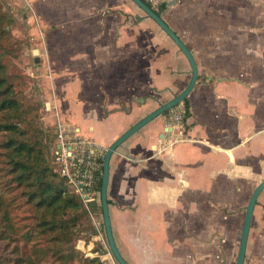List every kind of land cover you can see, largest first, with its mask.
<instances>
[{"label":"crops","instance_id":"obj_1","mask_svg":"<svg viewBox=\"0 0 264 264\" xmlns=\"http://www.w3.org/2000/svg\"><path fill=\"white\" fill-rule=\"evenodd\" d=\"M3 2L16 14L29 10L36 22L29 33L41 85L46 97L53 91L61 120L105 149L190 80L183 52L131 0ZM161 5L156 10L191 51L198 78L183 101V141L171 142L163 114L113 152L107 187L113 238L129 264H235L244 208L264 178V0ZM247 9L255 12L253 22H246ZM45 115L53 129V116ZM261 192L243 264H264ZM78 229V249L99 259L103 244L88 217Z\"/></svg>","mask_w":264,"mask_h":264},{"label":"trees","instance_id":"obj_2","mask_svg":"<svg viewBox=\"0 0 264 264\" xmlns=\"http://www.w3.org/2000/svg\"><path fill=\"white\" fill-rule=\"evenodd\" d=\"M11 24L0 0V264H103L84 257L78 242L69 244L87 214L52 166L46 149L53 129H43L39 106L24 93L22 72L11 59ZM101 172L102 159L98 191ZM96 208L102 220L100 198ZM101 227L104 232L102 221Z\"/></svg>","mask_w":264,"mask_h":264},{"label":"built area","instance_id":"obj_3","mask_svg":"<svg viewBox=\"0 0 264 264\" xmlns=\"http://www.w3.org/2000/svg\"><path fill=\"white\" fill-rule=\"evenodd\" d=\"M143 1L154 10L158 9L164 2V0ZM39 30L38 36L42 40V33ZM33 74L36 77V73L31 71L30 75ZM50 97H44L42 110L44 113L51 114L54 118L53 135L55 142L51 154L52 164L56 166L54 170L64 178L66 184L78 196L94 228L97 240L102 242L103 249L102 253L98 255L99 259L104 264L107 261L115 264L104 238L101 222H99L95 213L100 198L97 183L105 148L92 138L80 135L78 129L76 130L71 124L61 120L53 91H51ZM186 112L187 108L184 102L177 103L165 112V125L170 127L172 132L171 142H179L185 139Z\"/></svg>","mask_w":264,"mask_h":264},{"label":"water","instance_id":"obj_4","mask_svg":"<svg viewBox=\"0 0 264 264\" xmlns=\"http://www.w3.org/2000/svg\"><path fill=\"white\" fill-rule=\"evenodd\" d=\"M137 7H139L149 18H151L157 25L163 30L177 45V47L183 52L191 66V77L187 86L177 95L173 96L171 99L160 104L154 110L143 116L133 125H131L125 132H123L118 138H116L106 149L102 158V172L100 176V206L102 214V223L104 227L105 237L109 250L117 264H129L119 252L111 229L108 200H107V187L109 181V164L113 152L120 146L128 137L133 133L138 131L140 128L154 120L156 117L165 114V112L176 105L179 102H183L190 90L193 88L194 84L197 81V66L194 60V57L189 50V48L184 44V42L179 38V36L169 27V25L162 19L156 10L151 8L143 0H131ZM34 55V62L39 63V51L37 48L32 50ZM264 190V178H262L257 185L253 188L249 199L245 206L244 219L241 228L238 249L236 254L235 264H243L245 258L246 245L248 240V234L251 227L252 215L256 200L260 192ZM81 245V241L78 243V247Z\"/></svg>","mask_w":264,"mask_h":264},{"label":"rangeland","instance_id":"obj_5","mask_svg":"<svg viewBox=\"0 0 264 264\" xmlns=\"http://www.w3.org/2000/svg\"><path fill=\"white\" fill-rule=\"evenodd\" d=\"M1 0L2 6L6 9V11L12 17V24L10 26V31L15 39V52L12 55L11 59L13 63L21 70L23 75V90L24 93L37 105L39 106V114L41 116V122L43 129H50L49 123L47 122L46 113L42 110V101L45 97V93L43 92V87L41 85L42 78H43V71L40 69L39 63H34V55L32 53V49L37 48L35 45L34 36L29 33V28L31 29L36 22L33 21L32 18H28V14L30 15V11L25 10L18 12L17 14L10 10L8 6H6ZM247 8L248 4H247ZM25 14V15H24ZM246 22H253L255 17V12L252 9H247L246 11ZM261 17L264 21V11L261 13ZM38 49V48H37ZM34 71L35 75H30V72ZM60 76L55 74V79L58 81L60 80ZM55 80L56 84L57 81ZM66 88L63 83H60V91L57 90L58 98L60 100H64L66 98ZM52 141L47 145V153L51 155L53 153ZM55 168V165H52ZM264 195V190L261 192ZM245 205V204H244ZM245 209V208H244ZM76 239L73 240L69 244H75ZM69 244L66 246H69ZM65 249L67 247L64 246ZM1 253V250H0ZM2 254H4L2 252ZM80 261H74L69 264H80Z\"/></svg>","mask_w":264,"mask_h":264}]
</instances>
